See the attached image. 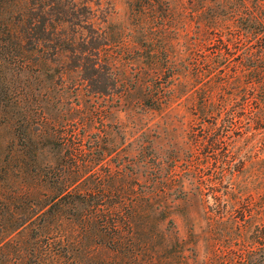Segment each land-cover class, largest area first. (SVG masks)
Segmentation results:
<instances>
[{
  "label": "trees",
  "instance_id": "obj_1",
  "mask_svg": "<svg viewBox=\"0 0 264 264\" xmlns=\"http://www.w3.org/2000/svg\"><path fill=\"white\" fill-rule=\"evenodd\" d=\"M178 1H129L133 33L139 34L143 47H152L153 58L151 76L136 82L143 92L135 105L153 111L170 107L186 95L179 93L178 86L180 78L188 75L187 86L199 85L190 111L199 114L203 122L214 113L216 122L222 111L236 104L237 94L230 98L225 88L239 79L222 51L242 40L240 35L239 39L230 36L228 44L223 43L221 34L230 25L225 0H199L198 12L206 14L199 24L204 32L202 55L199 60L181 62L173 43H160L162 33L177 23ZM261 1L252 0L251 10L245 1L235 8V15H243L247 24L249 41L259 42V54L264 52ZM210 12L213 14L208 16ZM92 21L93 10L86 0H0V127L10 130L0 155V264H155L157 260L150 252L149 220L166 208L149 203L153 196L170 192L169 174H161L158 162L154 188L146 192L136 189V180H129V174L119 166V174L109 177L118 179L119 188L98 173L91 186L86 168L94 158V163L102 160L103 152L97 151L88 160L82 148L84 135L76 132L80 120L72 117L73 103L63 97L80 88L93 97L105 96L118 81L111 69L113 63L106 62L103 55L107 41ZM152 24L159 31L155 46L149 45ZM213 40L219 45L207 54ZM188 51L191 54L192 48ZM249 56L252 58V52ZM255 63L249 66L247 85L252 101L261 102L264 66ZM143 69L140 67V72ZM228 69L233 74L228 76ZM71 73L79 80L65 85ZM219 73L224 74L217 77ZM119 81L126 87L125 79ZM257 85L261 99L253 94ZM54 86L59 87L58 98ZM246 102L240 104L242 108ZM55 105L63 110L61 118L45 112ZM257 111H261V103ZM234 118L232 113L222 120L225 133L234 126ZM253 119L262 122L264 118L258 115ZM69 126L75 131H68ZM208 135L204 133L202 143L210 151L225 138L223 134ZM156 235L162 241L157 251L166 250L167 234L159 230Z\"/></svg>",
  "mask_w": 264,
  "mask_h": 264
},
{
  "label": "rangeland",
  "instance_id": "obj_2",
  "mask_svg": "<svg viewBox=\"0 0 264 264\" xmlns=\"http://www.w3.org/2000/svg\"><path fill=\"white\" fill-rule=\"evenodd\" d=\"M86 1L93 10L94 27L100 28L98 33L107 41L103 55L107 57L106 62L113 63L111 69L118 79L105 96L93 97L87 89L81 88L63 95L73 103L72 117L78 118L83 125V129L80 125L76 132L84 135L82 148L88 160L94 158L97 151L103 152L102 160L94 163V158L86 168L91 186L98 173L119 188L118 179L109 177L119 174L122 167L129 174V180L138 181H135L136 189L148 192L154 188L159 162L161 174H169L171 190L165 196H153L149 203L166 208L149 220L152 229L150 252L157 258L155 264H264V119L262 122L253 119L258 115L264 118V99L252 101L250 85H247L252 70L249 66L253 62L264 66V52L258 53L259 42L249 41L251 36L246 34L243 15H235V8L244 1L251 10L252 0L224 1L230 25L221 34L223 43L227 45L226 38H238V35L242 41L238 45L228 44L229 49L222 51L229 56L227 62L239 79L225 88L230 98L237 94L236 104L222 111L216 122L214 113L203 122L199 114L190 111L199 85L187 86L189 77L183 72L179 93L191 90L190 94L186 93L160 111L137 107L135 103L143 89L136 87V82L151 76L153 58L152 47H143L138 41L139 34L133 33L130 0ZM178 3L177 23L173 29L162 33L160 43H173L172 49L181 62L199 60L204 37L199 24L204 22L206 14L198 12L199 0H179ZM260 3L264 12V1ZM233 16L237 17L231 20ZM151 29L150 40L153 41L149 45L155 46L159 31L154 24ZM214 40L207 54L219 45ZM191 48L190 54L188 49ZM257 55L262 56V61L256 59ZM140 67L144 72H140ZM231 70H225L228 76L233 74ZM122 79L127 81L126 87L119 81ZM78 80V75L71 73L65 85ZM58 89L54 86L57 98ZM253 94L262 98L259 86ZM243 101L248 102L242 108ZM260 103L261 111L258 112ZM45 112L55 118L63 116L59 105ZM232 113L234 126L225 133L222 120ZM67 130L75 131L71 126ZM204 133L211 137L223 134L225 138L210 151L207 144L202 143ZM9 138L10 130L0 127V155ZM159 230L165 231L168 237L167 249L163 251H157L162 242L156 235Z\"/></svg>",
  "mask_w": 264,
  "mask_h": 264
}]
</instances>
